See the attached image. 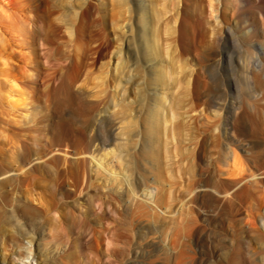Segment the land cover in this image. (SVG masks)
<instances>
[{"label": "rangeland", "instance_id": "1", "mask_svg": "<svg viewBox=\"0 0 264 264\" xmlns=\"http://www.w3.org/2000/svg\"><path fill=\"white\" fill-rule=\"evenodd\" d=\"M172 1L0 0V264H264V8Z\"/></svg>", "mask_w": 264, "mask_h": 264}, {"label": "bare ground", "instance_id": "2", "mask_svg": "<svg viewBox=\"0 0 264 264\" xmlns=\"http://www.w3.org/2000/svg\"><path fill=\"white\" fill-rule=\"evenodd\" d=\"M163 1V0H162ZM166 1V0H165ZM194 1V0H193ZM215 1L217 3L220 4L221 0H209V12H210V19L212 21L211 24V28H212V32L211 35L215 37L214 41L217 40L218 42L221 43H225L228 44L229 42H233V43H238L237 38L233 35V30L230 27L231 24V20L229 17H227L226 15H224V13H220L221 11L219 10V7H215L216 4ZM252 1V0H251ZM174 5V14L172 15V18L170 20V22L167 23L166 25V41H167V53H166V57L169 59L171 52H170V48L174 47L176 50L175 52H177V50L183 46L184 42H185V33H186V27H187V23H189V28H188V32L190 33H195L198 34L199 30H200V25L201 22L197 21L196 24H194V22H190L188 20V16L189 18L193 19L194 17L192 16L193 14H195V12H197V10L199 9V5L197 2H191L190 0H183L184 2V7L181 8V0H173L172 1ZM250 2V1H248ZM260 4L262 6V8H264V0H260ZM177 6H179V10H177ZM236 8V7H235ZM241 8V7H240ZM235 10V18L237 19V22L241 25V24H247L249 23V21L251 20V23L253 24V36L257 38L259 35L260 40L263 39L264 40V23L260 22L259 19L257 17H251V16H247L244 18L243 14H241V9ZM2 9V8H1ZM264 10V9H263ZM3 11L0 10V19L4 20L6 19V16L2 13ZM170 11L168 9H166V13H169ZM249 15V14H248ZM263 18H264V11H263ZM195 21V18H194ZM264 21V20H263ZM263 23V24H262ZM229 25V26H228ZM144 28V27H143ZM157 31V30H156ZM165 32V31H164ZM156 33V32H155ZM199 35V34H198ZM192 36V35H191ZM157 40L159 41L161 39L160 34L156 33ZM250 38L249 34L247 33V35L245 34L243 36V41H248ZM164 39V38H163ZM164 39V41H165ZM252 39V38H251ZM161 41V40H160ZM163 41V40H162ZM165 41V42H166ZM156 44V43H155ZM263 44V43H262ZM158 45V44H157ZM264 48V47H263ZM156 49V48H155ZM154 50V49H153ZM152 50V51H153ZM158 50V49H157ZM155 51V50H154ZM264 51V50H263ZM158 52V51H157ZM156 52V53H157ZM160 54V52H158ZM173 54V53H172ZM156 55V54H155ZM150 57V56H148ZM165 57V56H164ZM162 58V57H161ZM155 60V59H154ZM153 60V61H154ZM171 60V59H170ZM170 67V66H169ZM3 63L1 64V69H3ZM167 70V69H166ZM2 71V70H1ZM169 74V73H168ZM167 74V75H168ZM5 75V74H4ZM165 77V76H164ZM174 77V76H173ZM4 80L0 81L1 83V88L5 90L6 92V96L5 98L7 100H10V98L13 97V93L12 91L14 90L15 84L14 81L9 79V78H3ZM170 82V81H169ZM168 82V83H169ZM172 83V82H171ZM175 83V81H174ZM169 85V84H168ZM170 89V88H169ZM1 91V90H0ZM11 101V100H10ZM13 104V103H12ZM17 104V103H14ZM81 131V130H80ZM39 165V164H38ZM37 170V169H36ZM72 172V171H71ZM8 175V171L1 169L0 167V175L6 174ZM5 175V176H7ZM15 175V173H14ZM18 175V174H17ZM15 175V178L7 180V181H1L2 186L5 188H7L8 186L10 188L15 187V185H19L22 186L25 182L26 179L21 177V176H17ZM12 176V175H11ZM4 177V176H3ZM0 182V184H1ZM13 185V186H12ZM27 184H24V186H26ZM2 187V188H3ZM18 187V186H17ZM58 187V186H57ZM1 188V189H2ZM12 190L13 189H9L6 190L5 192H2L0 194V201L3 200V202H10L12 198ZM15 199V198H14ZM18 199V198H17ZM13 201V200H12ZM11 201V202H12ZM1 201V203H3ZM0 203V204H1ZM4 204V203H3ZM2 205V204H1ZM6 206V205H5ZM23 211L27 212V214H29L28 212L32 211V208H29L28 205L24 207Z\"/></svg>", "mask_w": 264, "mask_h": 264}]
</instances>
